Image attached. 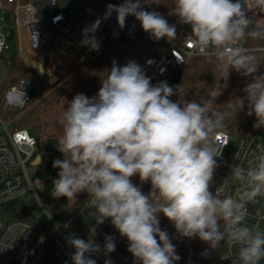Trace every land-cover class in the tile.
<instances>
[{
  "label": "clouds",
  "instance_id": "clouds-1",
  "mask_svg": "<svg viewBox=\"0 0 264 264\" xmlns=\"http://www.w3.org/2000/svg\"><path fill=\"white\" fill-rule=\"evenodd\" d=\"M255 6L264 10V0H255ZM113 13L121 29L126 18L134 16L155 41L171 43L177 37L175 25L155 11H146L142 0L108 4L103 19ZM170 14L190 26L189 47L209 60L214 58L224 70L222 78H228L229 69L251 77L243 89L245 96L229 100L230 111L224 113L196 101H173L174 89L166 81L153 85L135 61L123 66L113 61L98 93L91 98L77 94L59 118L62 135L57 149L63 158L52 163L59 171L51 196L69 200L86 192L89 216L97 225L110 219L140 264L180 260L168 233L159 226L161 213L180 236L207 243L209 249L203 255L225 242L238 249L224 257L232 264H261L264 231L245 221L247 204L264 196V154L256 156L255 164L247 169L234 165L230 176L211 190L215 158L221 154L215 138L225 116L236 118L246 103V115L256 118L253 127L264 128V72L257 74V58L236 43L245 37L250 20L240 0H174ZM100 25L97 19L82 29L81 45L90 51L99 50L95 33ZM247 35L264 38L262 31ZM3 44L0 40V48ZM137 175L142 183H151L149 193L132 182ZM237 183L241 189L231 194ZM67 244L75 250L73 264H97L93 255L103 251L107 256L116 247L112 236H105L103 249L92 238L74 234L67 237ZM105 264L112 262L105 259Z\"/></svg>",
  "mask_w": 264,
  "mask_h": 264
},
{
  "label": "built area",
  "instance_id": "built-area-1",
  "mask_svg": "<svg viewBox=\"0 0 264 264\" xmlns=\"http://www.w3.org/2000/svg\"><path fill=\"white\" fill-rule=\"evenodd\" d=\"M240 2L242 11L250 20L245 37L236 42L237 46L244 47L251 29L264 32V10L255 6V0H248L252 9L248 8L245 0ZM122 3L120 0H0V40L4 41L0 56L5 57L9 49L7 30L13 29L17 58L29 68L40 64L43 72L48 74L50 66L57 61L75 64L81 59L83 62L104 56L112 60L119 55V59H116L121 64L135 61L141 65L153 85L161 81L169 83L171 66L183 69L192 58L205 57L189 47L190 40L183 30L178 31L171 43L166 39L155 41L143 31L134 16L126 18L123 29L119 28L115 13L103 19L108 4L118 6ZM97 19H101L100 28L95 33L100 47L98 51H90L87 46L81 45L82 29ZM260 40L263 41L261 47L248 49L264 53V38ZM162 44L166 46V51L162 50ZM9 65L4 66L8 68ZM38 89L35 81L21 78L7 87L1 97L0 205L21 199L27 208L48 218L49 213L39 198L40 180L32 179L29 170V167L35 166L36 140L28 130L14 126L23 112L36 103L34 96ZM215 142L221 151L215 158L222 168L219 186L230 176L234 165L240 164L247 169L255 164L256 156L264 154V128L237 132L234 136L218 131ZM227 149L230 152L225 157L223 153ZM241 187L238 183L233 185L230 193L235 194ZM87 199L88 196L60 223L52 217L48 218L52 237L51 264H73L71 254L75 250L67 244L70 234L85 240L92 238L103 249L100 234L104 223L97 225L89 216L91 210L85 206ZM247 212L245 223L264 231V196H258L248 203ZM92 229H95L94 236H91ZM237 250L222 242L221 252L211 264H232L231 259L224 257H231ZM46 256L43 237L36 235L29 224L18 220L7 222L0 218V264H44ZM91 258L97 264H105V259L111 260L112 264H127L126 256L116 249L107 256L101 251Z\"/></svg>",
  "mask_w": 264,
  "mask_h": 264
},
{
  "label": "trees",
  "instance_id": "trees-1",
  "mask_svg": "<svg viewBox=\"0 0 264 264\" xmlns=\"http://www.w3.org/2000/svg\"><path fill=\"white\" fill-rule=\"evenodd\" d=\"M124 2V0H120ZM235 0H233L234 2ZM174 6V0H142V7L146 11H155L164 18H167ZM170 24L175 25L176 35L178 31L183 30L184 34H188L190 26L180 23L179 18L171 14ZM257 31L251 29L249 33ZM263 45L260 38L248 35L245 41L244 48H257ZM162 50L166 51V46L162 44ZM65 66H69L66 64ZM112 63L104 56L89 59L84 65L71 70L63 79L54 85H48L45 78H39L36 73L18 58L13 64L8 66L6 82L2 85V90L10 83H15L21 78L33 79L39 82V102L16 120L18 128L26 129L34 136L36 140L35 156H39L41 161L36 166H31L30 176L32 179L40 180L41 190L39 198L47 212L51 213L52 219L60 223L73 213L88 196L86 192L78 193L76 199L60 197L54 199L51 196L53 180L58 178V168H53L52 163L56 159H62V153L57 149V140L62 135V125L59 123V118L68 107L70 102L77 94H85L87 97H94L100 87L101 81L106 78L107 71L111 69ZM56 64L50 66L54 69ZM223 69L218 66V63L213 58L209 60L207 57L192 58L183 69L176 67L170 68V80L168 85L174 89V95L170 98L173 101H196L208 106L210 99L217 89L221 80ZM260 74V72L258 73ZM50 78L51 83L57 80V76ZM0 89V102L2 96ZM241 98L238 91L230 89L228 95H221L217 101L215 110L224 113L230 111L227 105L229 100ZM234 102V101H233ZM247 105L245 109L238 113L237 117L225 116L224 126L219 131H224L234 136L237 132L246 133L252 132L256 128L255 115H246ZM0 114L2 113L0 105ZM217 163V162H216ZM222 175V168L217 164L214 174V183L212 191L219 183ZM132 182L141 187L142 191L147 194L151 191L150 182H141L139 176H133ZM0 218L7 222L23 221L29 224L35 231L36 235L43 237L46 249V260L44 264L52 263V237L51 224L48 218L43 213H35L27 208L21 199L0 205ZM159 226L169 235L172 244L177 245L179 234L176 232L174 225L159 214ZM105 236H112L115 242V249L122 252L127 258V264H132L135 258L127 250L128 241L126 237H121L117 229L111 224L110 219L104 222L100 237L104 242ZM206 249H209L207 243L199 241L197 253L194 255L189 264H211L216 256L221 252V246L216 250H209L207 256L203 255Z\"/></svg>",
  "mask_w": 264,
  "mask_h": 264
},
{
  "label": "rangeland",
  "instance_id": "rangeland-1",
  "mask_svg": "<svg viewBox=\"0 0 264 264\" xmlns=\"http://www.w3.org/2000/svg\"><path fill=\"white\" fill-rule=\"evenodd\" d=\"M170 17H172L171 14H169L168 17L165 18L168 21L169 24L171 23ZM7 31H8V34H7V32H6V34H7V39H8V42H9V49H8L5 57H1L0 56V69L5 64H13L16 61L17 57H18V50H17L18 48H17L16 36H15L14 30L13 29H9ZM246 49H248V48H246ZM248 50L259 61L260 70L258 71V73L259 72H264V53L261 52V51H258V50H250V49H248ZM105 58L107 60H109L111 63L113 61H116L119 66L125 65L123 63L122 64L119 63V61L117 60V59H119V55L115 56V58L112 59L113 61L111 59L107 58V57H105ZM82 60L83 59H81V62H78V63L75 62V64L72 63V65L69 66V67H67V66L64 67L63 66L61 69L60 68L56 69L58 71V73H60V75L58 76L57 82L60 81L61 79H63L71 70H73V69H75V68H77L79 66L84 65L89 59H87V60H85L83 62H82ZM56 68H57V66H56ZM48 76H50V72L48 74L44 73V75L42 77H40V76H38V77L41 78V79L45 78L46 81H47V77ZM31 80H33V79H31ZM33 81H35V80H33ZM35 82L39 85V82H37V81H35ZM250 82H251V77H245L241 73H238V72H236V71H234L232 69H229L228 78L225 80L224 78L221 77L220 83L218 84L217 89L214 91V93H213V95H212V97L210 99V102L208 104V107L212 108V109H215L217 107V101L220 98V96L223 95V94L224 95H228L230 89H232L234 91H238L241 94V98H243L245 96V93H244L243 89L245 88L246 84L250 83ZM12 84H14V83H10L9 85L5 86V89L7 87L11 86ZM48 85H50V84H48ZM2 87L3 86L0 87L1 90H2ZM4 90H2V95L4 93ZM39 92H40V89H38L37 93L34 96V102H36L34 105H36L39 102V100H40ZM34 105L29 106L25 111L29 110ZM14 126L18 128L16 122H15ZM229 150L230 149H227L223 153V155L225 157H228L229 152H230ZM29 170H31V167H29ZM40 190H41V183H40L39 191ZM177 240H178L179 243L177 245H175V250H176V254L180 257V260L175 262V264H189L190 261L192 260V258L194 257V255L197 253L196 250H197V246L199 245L200 239L198 237L189 239L187 237H182V236L179 235V238ZM132 264H140V262L135 259Z\"/></svg>",
  "mask_w": 264,
  "mask_h": 264
},
{
  "label": "water",
  "instance_id": "water-1",
  "mask_svg": "<svg viewBox=\"0 0 264 264\" xmlns=\"http://www.w3.org/2000/svg\"><path fill=\"white\" fill-rule=\"evenodd\" d=\"M7 70H8V69H7L6 66H3V67L0 69V87H1V86L4 84V82H5V79H6V76H7ZM33 70H34L35 73H36L38 76H40V77H42V76L44 75L43 69H42V67H41L40 64H37L36 66H34ZM56 82H57V80L54 81L53 83H51V81H50V76L47 77V83H48V84L53 85V84H55ZM40 161H41L40 157L37 156V157L35 158V161L33 162V165H35V166L38 165V164L40 163Z\"/></svg>",
  "mask_w": 264,
  "mask_h": 264
},
{
  "label": "crops",
  "instance_id": "crops-1",
  "mask_svg": "<svg viewBox=\"0 0 264 264\" xmlns=\"http://www.w3.org/2000/svg\"><path fill=\"white\" fill-rule=\"evenodd\" d=\"M54 64H56V66H57V68L55 67H53L54 69H50V78H53L52 76H57V79H58V76L60 75V73H58V71L56 70V69H58V68H62V66L61 65H59V64H62L64 67H65V65L66 64H64V63H62L61 61H57V62H55ZM69 66H71L72 64H68ZM69 66H67V67H69ZM66 67V68H67Z\"/></svg>",
  "mask_w": 264,
  "mask_h": 264
}]
</instances>
